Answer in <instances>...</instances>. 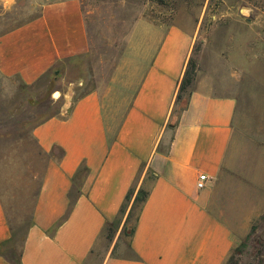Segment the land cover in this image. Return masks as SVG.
<instances>
[{"label": "crops", "instance_id": "0c3cea01", "mask_svg": "<svg viewBox=\"0 0 264 264\" xmlns=\"http://www.w3.org/2000/svg\"><path fill=\"white\" fill-rule=\"evenodd\" d=\"M194 37L168 27L142 73L132 100L109 136L98 90L31 132L47 155L18 264H226L236 234L261 208L240 207L223 173L234 134L237 98L220 94L197 70L174 130L167 127ZM91 50L78 0L44 5L29 22L0 36V76L32 85L60 62ZM58 152L55 155V152ZM80 167V193H69ZM147 170L156 175L124 256L104 249L108 227L120 229ZM200 174L207 177L196 188ZM12 238L0 200V247ZM96 259L98 262L96 263ZM0 264H12L0 253Z\"/></svg>", "mask_w": 264, "mask_h": 264}, {"label": "rangeland", "instance_id": "374dc122", "mask_svg": "<svg viewBox=\"0 0 264 264\" xmlns=\"http://www.w3.org/2000/svg\"><path fill=\"white\" fill-rule=\"evenodd\" d=\"M60 1L65 0H0V36ZM78 1L89 53L60 62L32 85L0 76V200L13 233L0 253L8 259L19 255L47 162L33 128L96 89L113 136L158 41L168 27L178 26L194 37L196 71L215 91L237 98L222 169L226 188L239 191L241 208L263 205L248 229L236 234L226 264H264V0H164L163 6L149 0ZM132 222L104 230L110 255L127 254Z\"/></svg>", "mask_w": 264, "mask_h": 264}, {"label": "trees", "instance_id": "16d2710c", "mask_svg": "<svg viewBox=\"0 0 264 264\" xmlns=\"http://www.w3.org/2000/svg\"><path fill=\"white\" fill-rule=\"evenodd\" d=\"M149 1L152 3H155L158 6L165 5L164 0H149ZM54 67H56V66H54ZM49 71H51V69ZM47 73H45L44 75H46ZM195 74H196V65L193 62L192 57H190L187 65H186V68L184 70L182 79L179 83L174 108L172 110L170 122L167 125V127L171 130H174L180 113L186 107L187 100L190 96L191 87H192L193 81L195 79ZM41 122H43V121H41ZM39 124H37V125H39ZM86 175H87V169L85 167H80V169H78L76 175L74 176L73 186H72L70 193H69V200H70L71 204H73L75 199L78 197L80 190H81V187H82V184L86 178ZM155 177H156V175L154 174V172H152L151 170H147L141 184L138 186L137 189H135V191L131 190L128 193V195L125 198V202L121 207V213L123 214L125 211V208L128 206V204H130V208H129V211H128V214H127V217H126V220L124 223V229H125L127 224H129V222H131V220L133 219V222L131 223L132 227H131L130 237L134 232L135 224L137 222L139 213L143 207V204L145 203V201L148 197L151 185H152ZM12 238H13V233H12ZM12 238H11V240H12ZM6 259L12 264H18L19 255L17 256L16 259H8V258H6Z\"/></svg>", "mask_w": 264, "mask_h": 264}, {"label": "built area", "instance_id": "2783aa9c", "mask_svg": "<svg viewBox=\"0 0 264 264\" xmlns=\"http://www.w3.org/2000/svg\"><path fill=\"white\" fill-rule=\"evenodd\" d=\"M207 177L204 174H200L196 181V188L198 190H203L206 187Z\"/></svg>", "mask_w": 264, "mask_h": 264}]
</instances>
